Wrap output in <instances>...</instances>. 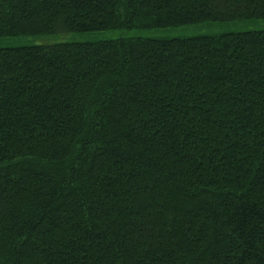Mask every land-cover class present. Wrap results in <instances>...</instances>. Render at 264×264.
Segmentation results:
<instances>
[{"label":"trees","instance_id":"trees-1","mask_svg":"<svg viewBox=\"0 0 264 264\" xmlns=\"http://www.w3.org/2000/svg\"><path fill=\"white\" fill-rule=\"evenodd\" d=\"M252 19L0 0V38ZM0 264H264V31L0 49Z\"/></svg>","mask_w":264,"mask_h":264},{"label":"rangeland","instance_id":"rangeland-1","mask_svg":"<svg viewBox=\"0 0 264 264\" xmlns=\"http://www.w3.org/2000/svg\"><path fill=\"white\" fill-rule=\"evenodd\" d=\"M246 31H264V19H252L229 23L209 22L163 29L107 30L88 33H55L44 36L0 38V49L34 45L49 46L62 43L97 42L103 40H114L119 37L174 39L199 36H217L221 34Z\"/></svg>","mask_w":264,"mask_h":264}]
</instances>
